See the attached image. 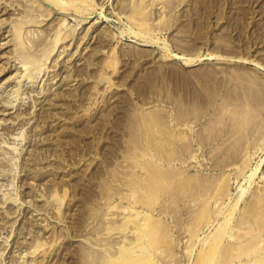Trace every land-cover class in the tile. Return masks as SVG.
<instances>
[{
    "label": "rangeland",
    "instance_id": "rangeland-1",
    "mask_svg": "<svg viewBox=\"0 0 264 264\" xmlns=\"http://www.w3.org/2000/svg\"><path fill=\"white\" fill-rule=\"evenodd\" d=\"M45 1L0 0V264H264V0Z\"/></svg>",
    "mask_w": 264,
    "mask_h": 264
},
{
    "label": "bare ground",
    "instance_id": "bare-ground-1",
    "mask_svg": "<svg viewBox=\"0 0 264 264\" xmlns=\"http://www.w3.org/2000/svg\"><path fill=\"white\" fill-rule=\"evenodd\" d=\"M50 1V3H57L56 2V0H49ZM46 3H48L47 1H45ZM10 3H11V1H10ZM50 3H48V4H50ZM57 5V4H56ZM40 6V5H39ZM46 11H47V9H45ZM14 12V11H13ZM4 13H7V11L5 12V10H3V12L1 13V14H4ZM15 13V12H14ZM87 17V16H86ZM19 19V18H18ZM13 23V22H12ZM18 24V23H17ZM9 31V30H8ZM16 33V32H15ZM7 35H5V37H7V36H9L10 35V33H6ZM18 35V34H17ZM64 35V34H63ZM4 37V36H3ZM4 37V38H5ZM9 39L10 38H8L7 39V41H4V42H2V43H0V45H1V48L3 47V46H7V44H9ZM9 41V42H8ZM15 45V44H14ZM17 45V44H16ZM0 48V49H1ZM13 74V73H12ZM1 111H3V110H1ZM6 121V120H5ZM3 122V121H2ZM150 167V166H149ZM151 170V169H150ZM152 176L155 178L156 177V175L154 174V172H153V174H152ZM157 179V178H156ZM149 180V179H148ZM149 181H151V180H149ZM262 199V198H261ZM136 216V215H135ZM253 216H254V214H253ZM255 219H257V218H255ZM140 229V228H139ZM132 254V253H131ZM128 256V255H127ZM108 259V258H107ZM119 259V258H118ZM122 260V259H121ZM129 260V259H128ZM138 260V259H137ZM113 261V260H112ZM139 261H141V259L139 260ZM121 262V261H120ZM127 262V261H126ZM138 262V261H137ZM136 262V263H137ZM111 263V262H110ZM115 263H117V262H115ZM139 263V262H138ZM137 263V264H138ZM108 264V263H107ZM113 264V263H112ZM121 264V263H120ZM128 264V263H127ZM141 264H142V262H141Z\"/></svg>",
    "mask_w": 264,
    "mask_h": 264
}]
</instances>
